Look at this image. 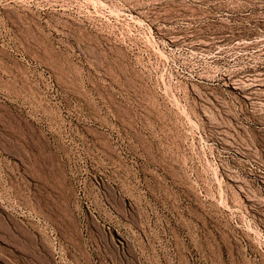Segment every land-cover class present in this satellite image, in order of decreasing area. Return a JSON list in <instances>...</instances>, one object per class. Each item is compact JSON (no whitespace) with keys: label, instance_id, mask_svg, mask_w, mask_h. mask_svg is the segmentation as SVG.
Segmentation results:
<instances>
[{"label":"rangeland","instance_id":"374dc122","mask_svg":"<svg viewBox=\"0 0 264 264\" xmlns=\"http://www.w3.org/2000/svg\"><path fill=\"white\" fill-rule=\"evenodd\" d=\"M0 264H264V0H0Z\"/></svg>","mask_w":264,"mask_h":264},{"label":"bare ground","instance_id":"6f19581e","mask_svg":"<svg viewBox=\"0 0 264 264\" xmlns=\"http://www.w3.org/2000/svg\"><path fill=\"white\" fill-rule=\"evenodd\" d=\"M177 13V12H176Z\"/></svg>","mask_w":264,"mask_h":264}]
</instances>
